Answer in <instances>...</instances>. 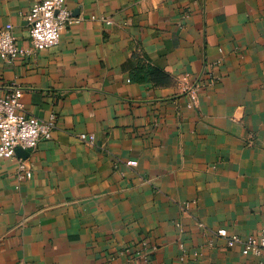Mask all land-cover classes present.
I'll use <instances>...</instances> for the list:
<instances>
[{"label": "crops", "instance_id": "1", "mask_svg": "<svg viewBox=\"0 0 264 264\" xmlns=\"http://www.w3.org/2000/svg\"><path fill=\"white\" fill-rule=\"evenodd\" d=\"M41 1L0 0L19 45ZM65 6L55 46L0 60V97L20 88L29 115L55 117L50 140L0 161V264H139L143 243L150 264H264L214 234L264 225V0ZM139 61L169 84L132 82ZM203 72L213 83L187 108Z\"/></svg>", "mask_w": 264, "mask_h": 264}, {"label": "built area", "instance_id": "2", "mask_svg": "<svg viewBox=\"0 0 264 264\" xmlns=\"http://www.w3.org/2000/svg\"><path fill=\"white\" fill-rule=\"evenodd\" d=\"M94 19V18H92ZM28 40L26 45H19L11 24L0 27V60L11 64L18 59L30 57L33 53L43 51L55 46L61 32L75 20L70 16L65 6V0H43L31 6L24 16ZM110 24L109 20H103ZM208 75V77H207ZM213 82L208 73H202L196 83L183 88V93L188 98L187 108H193L197 104L198 93L206 84ZM23 92L20 88H13L0 97V161L16 158V149L31 151L37 147L40 141L51 139L54 129V115L49 120H41L29 115L22 103ZM79 140L93 145L95 138L91 134H80ZM127 166L135 167L134 162H127ZM18 181L31 178V170L25 161L18 160L14 173ZM214 234L226 241L227 246L240 245L242 254H253L264 257V225L257 237L240 238L229 235L226 230L219 229ZM139 264H150L149 249L146 243L135 253Z\"/></svg>", "mask_w": 264, "mask_h": 264}, {"label": "trees", "instance_id": "3", "mask_svg": "<svg viewBox=\"0 0 264 264\" xmlns=\"http://www.w3.org/2000/svg\"><path fill=\"white\" fill-rule=\"evenodd\" d=\"M130 79L135 83H150L156 87L169 84V77L161 70L139 61L130 73Z\"/></svg>", "mask_w": 264, "mask_h": 264}, {"label": "water", "instance_id": "4", "mask_svg": "<svg viewBox=\"0 0 264 264\" xmlns=\"http://www.w3.org/2000/svg\"><path fill=\"white\" fill-rule=\"evenodd\" d=\"M15 153L19 157H22V156L26 157L28 155V152L27 151L21 150L19 148L16 149V152Z\"/></svg>", "mask_w": 264, "mask_h": 264}]
</instances>
